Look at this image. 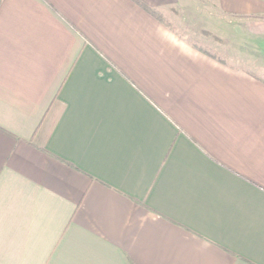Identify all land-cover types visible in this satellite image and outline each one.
Returning a JSON list of instances; mask_svg holds the SVG:
<instances>
[{"label":"crops","instance_id":"crops-1","mask_svg":"<svg viewBox=\"0 0 264 264\" xmlns=\"http://www.w3.org/2000/svg\"><path fill=\"white\" fill-rule=\"evenodd\" d=\"M217 28L229 55L135 0H0V264H264V40Z\"/></svg>","mask_w":264,"mask_h":264},{"label":"rangeland","instance_id":"rangeland-1","mask_svg":"<svg viewBox=\"0 0 264 264\" xmlns=\"http://www.w3.org/2000/svg\"><path fill=\"white\" fill-rule=\"evenodd\" d=\"M198 9L194 8V12L189 10V8L184 10L183 15L180 12H177V10L173 13L169 10V14L164 15L170 20L172 25L175 27H178V30L180 32H184V34L189 39H194L196 42L201 43L202 46H205L209 48L212 52L220 55H229V50L233 48L235 45H238L237 43L242 40L241 39V32H237L235 28L232 32L228 31L226 32L219 31V28H217L215 32L217 37L221 38L222 40L218 41L216 40V37H208L207 39L211 41V44H207L204 40V37L202 33L198 31L200 27H250V30H253L248 34V40L250 42H258V40H264V20L263 19H251L248 21H243L245 23H250L249 25H242L241 21L238 23L237 20L235 22H226L222 19H220V16H208V11H205L203 6H197ZM163 13V12H162ZM211 20V22H210ZM211 23V24H210ZM194 27V28H193ZM199 27V28H197ZM258 34L259 36H255V34ZM214 34V33H213ZM254 35V36H252ZM218 39V38H217ZM205 43V44H204ZM251 45V44H249ZM252 46V45H251ZM254 51H260V48L255 46L253 49Z\"/></svg>","mask_w":264,"mask_h":264},{"label":"trees","instance_id":"trees-1","mask_svg":"<svg viewBox=\"0 0 264 264\" xmlns=\"http://www.w3.org/2000/svg\"><path fill=\"white\" fill-rule=\"evenodd\" d=\"M143 9H145L148 13H150L153 17L157 18L158 20H160L161 22H163L164 24L168 25L169 27H171L172 29H176V27L174 25H172V23L170 22V20L164 15V13H162V11L158 8L152 7L150 5H148L146 2H144L143 0H135ZM205 35L207 36H214L216 37V39H220L219 37L213 35V33L209 32V31H204ZM201 50L206 51L207 50L203 47H200Z\"/></svg>","mask_w":264,"mask_h":264}]
</instances>
